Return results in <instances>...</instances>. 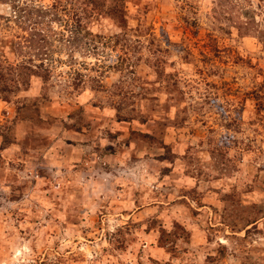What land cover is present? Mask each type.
Returning a JSON list of instances; mask_svg holds the SVG:
<instances>
[{
    "label": "rangeland",
    "instance_id": "1",
    "mask_svg": "<svg viewBox=\"0 0 264 264\" xmlns=\"http://www.w3.org/2000/svg\"><path fill=\"white\" fill-rule=\"evenodd\" d=\"M28 3L100 36L31 74L0 0V264H264V0Z\"/></svg>",
    "mask_w": 264,
    "mask_h": 264
},
{
    "label": "trees",
    "instance_id": "2",
    "mask_svg": "<svg viewBox=\"0 0 264 264\" xmlns=\"http://www.w3.org/2000/svg\"><path fill=\"white\" fill-rule=\"evenodd\" d=\"M6 3L12 4L14 16L12 19L21 26L29 28L26 43L22 45V41L14 43L12 49L22 55L23 58L18 69L27 70L31 74H39L42 71L50 76V68L60 60L56 58V53L60 55L67 52V62L73 63L76 58L74 54L77 51H83L84 54H90L97 48V42L100 35L95 34L88 27V10L75 4L73 15L65 22L66 29L58 32L52 26V22L56 19L62 20V16L58 10L53 8H40L36 16L33 14V7L28 0H4ZM91 5L96 9H100L104 5V0H89ZM58 8L57 4L53 6ZM119 9L115 8L114 13H118ZM99 13V12H98ZM123 13L119 14V17ZM52 16L51 19L49 17ZM47 18V20L45 19ZM47 21V23H46ZM57 42L59 43L57 45ZM25 46V48H24ZM25 49L27 50L25 52ZM38 61L37 64L34 62ZM63 61V60H62ZM48 75L45 78L48 79Z\"/></svg>",
    "mask_w": 264,
    "mask_h": 264
}]
</instances>
